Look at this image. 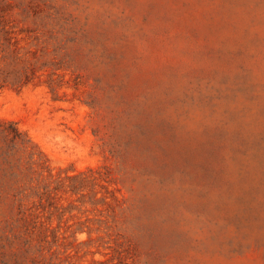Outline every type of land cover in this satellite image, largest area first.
I'll return each mask as SVG.
<instances>
[{
  "label": "rangeland",
  "instance_id": "1",
  "mask_svg": "<svg viewBox=\"0 0 264 264\" xmlns=\"http://www.w3.org/2000/svg\"><path fill=\"white\" fill-rule=\"evenodd\" d=\"M0 264H264V0H0Z\"/></svg>",
  "mask_w": 264,
  "mask_h": 264
}]
</instances>
